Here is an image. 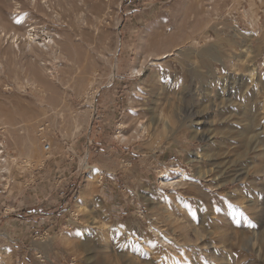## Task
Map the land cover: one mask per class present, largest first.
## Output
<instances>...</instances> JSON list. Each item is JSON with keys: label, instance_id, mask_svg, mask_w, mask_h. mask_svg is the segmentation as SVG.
I'll list each match as a JSON object with an SVG mask.
<instances>
[{"label": "rangeland", "instance_id": "obj_1", "mask_svg": "<svg viewBox=\"0 0 264 264\" xmlns=\"http://www.w3.org/2000/svg\"><path fill=\"white\" fill-rule=\"evenodd\" d=\"M0 127V264H264V0H0Z\"/></svg>", "mask_w": 264, "mask_h": 264}, {"label": "built area", "instance_id": "obj_2", "mask_svg": "<svg viewBox=\"0 0 264 264\" xmlns=\"http://www.w3.org/2000/svg\"><path fill=\"white\" fill-rule=\"evenodd\" d=\"M42 39V44L49 42V37H42ZM49 125V122H43L38 128V136L40 137L44 150L47 152L51 151L52 149V141L47 133L48 128L50 127ZM16 162L17 159L16 157L12 156L11 150L8 146L7 139L4 134V128L0 127V193L2 194L7 192V188L10 185L12 177V168ZM38 257L40 258L41 264H49L42 254H39Z\"/></svg>", "mask_w": 264, "mask_h": 264}, {"label": "bare ground", "instance_id": "obj_3", "mask_svg": "<svg viewBox=\"0 0 264 264\" xmlns=\"http://www.w3.org/2000/svg\"><path fill=\"white\" fill-rule=\"evenodd\" d=\"M35 30V29H34ZM3 33V32H2ZM13 33V32H12ZM28 33V32H27ZM6 33L4 32V35H5ZM45 34V33H44ZM8 36V35H7ZM53 36V35H52ZM8 37H10V36H8ZM22 37V36H21ZM19 35H16V34H14L13 36H12V40H11V46L13 47V48H15V45H17V49H19L20 48V45H19V40L20 39H23V37L21 38ZM35 37H36V34L35 33H31V32H29V34L26 36V37H24V39L25 40H27L28 42V45L31 47V49H33V48H35V46L36 47H38L39 48V43H40V41L42 40V39H39L38 41H36V43L38 44V45H32L33 43H32V41H34L35 40ZM2 38V37H1ZM52 38V40H53V42L55 41L54 39H53V37H51ZM34 39V40H33ZM37 39V38H36ZM42 42V41H41ZM35 43V42H34ZM6 44V43H5ZM44 44H47V43H44ZM41 45V44H40ZM28 46V47H29ZM48 46V45H47ZM140 126V125H139ZM140 128V127H139ZM143 129H144V126L143 125H141V128L139 129V131H143ZM135 135H138L139 134V132L138 131H135V133H134ZM174 170H177V169H174ZM166 171H169V170H166ZM165 175V174H164ZM170 184H172L173 183V181H170L169 182Z\"/></svg>", "mask_w": 264, "mask_h": 264}]
</instances>
